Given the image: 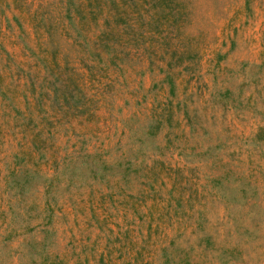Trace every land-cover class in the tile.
I'll use <instances>...</instances> for the list:
<instances>
[{"label":"rangeland","instance_id":"1","mask_svg":"<svg viewBox=\"0 0 264 264\" xmlns=\"http://www.w3.org/2000/svg\"><path fill=\"white\" fill-rule=\"evenodd\" d=\"M46 2L57 0H0V56L10 57L0 66V264H264V140L253 137L264 127V0H124V22H109L121 60L85 80L93 114L54 119L37 162L11 108L26 107L22 70L37 69L24 44ZM103 18L93 28L86 15L83 36ZM160 113L170 126L148 135ZM19 150L38 172L16 196L21 173L4 175ZM95 150L96 163L128 159V180L93 179L77 161L72 175L66 159L44 189L53 159Z\"/></svg>","mask_w":264,"mask_h":264},{"label":"trees","instance_id":"2","mask_svg":"<svg viewBox=\"0 0 264 264\" xmlns=\"http://www.w3.org/2000/svg\"><path fill=\"white\" fill-rule=\"evenodd\" d=\"M79 1L46 2L40 5L31 16L34 44L33 46L24 44V50L30 55L31 65L37 71L22 70L23 76L20 78L24 88L23 99L26 107L24 110L13 107L11 109L15 111L16 116L22 118L21 132L28 134V150L37 155V162L46 157L45 149L52 138L54 119L55 122L67 117L89 119L93 114L92 102L94 101L93 97L88 95V86L85 84V80L87 78L95 80L96 76L92 77L94 73L97 74L98 71L104 70L105 65L114 66L122 57L120 56L122 55L121 52L117 51L115 46L117 43L115 32L109 22L113 23L114 21L118 24L126 17V14L122 13L124 0H118L120 9L114 6L117 3L116 0H84V6ZM86 15L92 21L93 28L99 26L98 19L104 15L103 28L96 35L93 32L90 38L83 36L82 31ZM13 19L21 30L18 18L14 16ZM62 39L64 40L60 42ZM65 40L70 42L67 43ZM65 44H68L74 51V60H77L78 66L71 62L72 50L70 51V48L65 47ZM0 49L2 50L1 47ZM4 55L8 59L0 56L1 67L9 65L10 57L8 53H4ZM162 81L166 82L168 93L173 96L172 73L170 71L165 72ZM1 95L6 98L7 93L1 92ZM183 115L189 116L187 109L183 110ZM170 118L169 113H160L159 116L153 117L147 126V134H154L163 123L170 126ZM263 129L264 127L253 135L255 140H264ZM74 153L60 161L56 159L51 161L55 172L51 177L43 178L46 191L54 180L58 182L60 172L57 174V170L60 168V163L63 164L66 159L69 161V165L73 164L70 168V171L73 170L72 175L75 174L74 168L79 166V163H87L91 177L93 179L98 178L100 181H108L107 178L113 177H118L117 180L126 181L132 171L131 162L128 159L120 162L115 160L117 162L114 163H107L104 160L101 162L98 160V163L94 162L96 156L102 154L101 150H95L93 153L84 152L85 154L82 156L77 154L72 156ZM10 162L12 166L8 168L11 170H7L4 175L5 182H8L10 178L14 179L21 173V178L15 181L16 190L14 191L16 196H21L26 191L25 185L29 183L31 177L37 175L38 171L35 168V163L27 160L26 154L20 150L12 155ZM98 164L101 172H97ZM114 181L116 182L115 179ZM44 208H51L49 202L44 203ZM204 239L210 240L211 237L207 234Z\"/></svg>","mask_w":264,"mask_h":264}]
</instances>
